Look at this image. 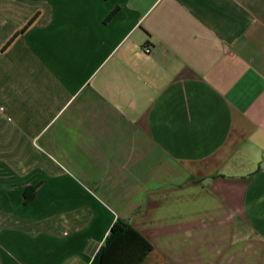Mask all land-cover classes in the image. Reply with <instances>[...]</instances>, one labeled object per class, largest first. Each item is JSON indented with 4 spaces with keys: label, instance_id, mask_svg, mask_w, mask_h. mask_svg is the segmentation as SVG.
Segmentation results:
<instances>
[{
    "label": "crops",
    "instance_id": "obj_1",
    "mask_svg": "<svg viewBox=\"0 0 264 264\" xmlns=\"http://www.w3.org/2000/svg\"><path fill=\"white\" fill-rule=\"evenodd\" d=\"M0 264H264V0H0Z\"/></svg>",
    "mask_w": 264,
    "mask_h": 264
},
{
    "label": "trees",
    "instance_id": "obj_2",
    "mask_svg": "<svg viewBox=\"0 0 264 264\" xmlns=\"http://www.w3.org/2000/svg\"><path fill=\"white\" fill-rule=\"evenodd\" d=\"M124 231V232H123ZM129 233H134L133 230L130 228V227H124L123 230H122V235L121 236H124L126 234H129Z\"/></svg>",
    "mask_w": 264,
    "mask_h": 264
},
{
    "label": "built area",
    "instance_id": "obj_3",
    "mask_svg": "<svg viewBox=\"0 0 264 264\" xmlns=\"http://www.w3.org/2000/svg\"><path fill=\"white\" fill-rule=\"evenodd\" d=\"M145 52H146V53L149 52V49H148V48H145Z\"/></svg>",
    "mask_w": 264,
    "mask_h": 264
}]
</instances>
